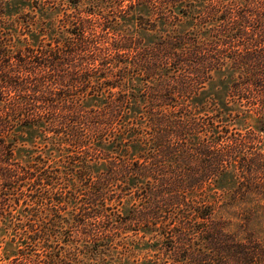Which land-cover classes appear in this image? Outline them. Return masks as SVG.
<instances>
[{
  "label": "trees",
  "instance_id": "trees-1",
  "mask_svg": "<svg viewBox=\"0 0 264 264\" xmlns=\"http://www.w3.org/2000/svg\"><path fill=\"white\" fill-rule=\"evenodd\" d=\"M68 2L79 12L74 15L63 10L51 41L15 49L11 46L14 34L5 20L6 1L0 0V228L14 233L13 242L19 239L24 243L7 264H70L66 259L80 262V252L68 256L63 251H50L51 231L64 240L70 238L66 230L60 231L61 224L67 222L65 209L47 206L60 205L65 199L64 194L51 197L47 187L60 189L61 166L66 163L54 169L42 156L30 164L17 161V137L25 129L51 135L47 140L61 154L74 153L69 164L80 163L79 158L86 155L90 158L82 159L84 167L91 168L90 162L106 164L102 176L113 181L106 187L96 186L89 171L67 167L79 180L91 183L92 192L75 216V225L91 242H99L101 232L87 230L92 221L107 219L104 225L111 232L115 227L109 221L122 216L117 208L106 204L103 194L120 184L124 192L136 188L137 201L143 204L132 218L131 211L125 216L130 221L148 220L149 208L144 202L152 206L150 214L155 222L172 213L170 209L177 211L178 247L169 251L177 262L264 264L263 138L231 136L223 123L231 121L228 118L233 114H210L192 106V99L211 80L209 73L173 71L204 62L212 65L210 61L217 60L256 68L255 73L238 76L232 92L238 94L241 104L257 106V112L247 118L253 119L257 131L264 135V0L210 3L204 17H192L197 26H203L198 33H168L151 45L119 32L120 21L144 7L157 20L175 26L181 21L179 14L188 16L193 4L183 6V0ZM86 4L90 11H80ZM113 89H119L121 95L114 97ZM104 91H109V98L101 100L102 107H83L89 96L99 97ZM125 108L140 120L146 118V128L137 121L115 126ZM202 133L204 140L198 137ZM224 137L230 142L221 148ZM179 143L185 144L182 152L178 151ZM112 144L113 153L104 154L101 148ZM130 149L137 150L139 156L119 153H130ZM207 184L215 190L221 184L233 189L217 200L203 192L206 202L188 196ZM31 200L37 208L33 209ZM34 218L38 226L33 224ZM198 220L203 223L193 225ZM223 221H239L240 225L232 227L251 234V247L224 244L221 238L227 225ZM186 233L200 239L202 245L189 247L183 256L180 247L191 243ZM100 253L95 250L94 257Z\"/></svg>",
  "mask_w": 264,
  "mask_h": 264
},
{
  "label": "rangeland",
  "instance_id": "rangeland-1",
  "mask_svg": "<svg viewBox=\"0 0 264 264\" xmlns=\"http://www.w3.org/2000/svg\"><path fill=\"white\" fill-rule=\"evenodd\" d=\"M5 20L8 24L9 31H12L14 34V42L11 46L15 49H24L27 46H34L40 43L43 40L51 41L54 37V31L58 29L59 21L64 16V9L74 15L78 12H75L68 0H5ZM72 3L75 0H70ZM183 4L188 3L193 4V8L189 9L188 16H183L179 14L181 21L177 22L175 26L170 25L164 22V19H156V16L152 15L147 8H138L136 12H129V15L122 19L119 23L118 30L122 34L126 35H135L143 40L145 45H151V43L159 40L161 37L168 33H174L183 35L185 33H193L203 29V26H197L196 20H192V17L198 18L204 17L205 7L214 2H237L243 3V0H183ZM128 2L125 3L127 5ZM90 11L89 5L83 6L82 10ZM178 13V12H177ZM168 16V15H167ZM194 18V19H195ZM168 20H171L167 18ZM143 26V28L140 27ZM45 31V32H44ZM205 32V31H204ZM212 65L200 64L198 66L197 62L192 65L191 69H175L173 71L177 73L191 72V73H209L212 76L211 80L208 81L205 86L197 93V95L192 99V106L195 108H200V110L206 109L210 114L215 113L216 111H221L225 114H233L232 118H228L231 121L228 123H223L226 125L231 136L238 138V135L246 137L263 138L264 144V135L257 131L256 123L253 119L247 118L248 115L257 112L255 107L247 106L240 103V98L237 93L232 92V86L235 81H237L238 76L246 73H255L257 72L256 68L241 67L237 63L230 60H217L210 61ZM209 66V67H208ZM142 86V84H136ZM114 97H117L121 94L119 89L111 90ZM139 95V93H137ZM109 98V91H104L99 97L94 95V97L89 96L84 102L83 107L86 109H99L104 104L101 100ZM105 102V101H103ZM99 104V106H95ZM128 110L125 108L123 110V118L118 119V124L115 123V126H120L124 124H134L135 121L140 124H144L146 128L147 119L145 118L146 114L144 113V121L140 120L137 116L134 117L131 115V112L127 113ZM236 116V117H234ZM224 117H227L224 115ZM227 127L224 131H226ZM51 136L45 133H41L39 129H25L22 130L17 137V147L15 149V159L22 164L33 163L39 156H42L45 159H49L48 166H52L54 169H57L60 163H66L64 166H61L63 171L60 173H55V175L60 174L63 177L59 182L60 189H52L53 187H47L50 196L56 194H64V201L62 204H55L49 208L60 207L65 209L63 212V217L66 218L67 222L61 224L60 231L66 230L68 233L69 240H64L60 236H56L54 231L50 232L52 235L49 236L50 244L53 246L50 251L53 253L58 251H63L66 255L69 256V253L74 254L80 252L79 263L77 260H74V263H71V260L66 259L70 264H181L173 259V253L169 252L173 247H178L176 235L180 231L178 225L180 223L176 215L177 211L172 213L171 211L168 214L163 216V218L155 220L151 217V205L145 203L146 213H148V220L138 223L137 221H130L128 217L129 212H132L134 215L135 209L143 208L140 206L137 201L136 195L139 193L136 188H132L128 192L122 191L120 184L113 186L111 189H106L104 195L107 197L106 204L114 208H117L120 215L115 216L109 223L115 227L111 232L106 227L108 223L107 219L92 221V226L87 230L89 232L101 231L99 234L100 241L95 243L88 240L89 238L86 235H82L81 228L75 225V216L81 212L83 203L86 202L87 196L92 192L91 183H88L84 180H79L76 172L71 174V171L67 168L74 169V171H79L81 168L83 172L89 171V174L93 177V182L97 183L96 186L106 187L107 184L113 183L108 177L102 176L106 171V164L101 162L100 165L90 162L89 167H84L82 165V159L90 158V156H85L79 158V162H76V165H72L69 160L74 157V153L69 151V153L61 154L56 151L53 144L50 140H47V137ZM241 136V137H242ZM198 137L205 139V134L202 133ZM202 142V141H201ZM230 140L227 137H224L222 143L219 147L226 148ZM112 143V142H111ZM97 147V143H94ZM220 144V143H219ZM107 145V144H106ZM182 143H179L177 146L178 151L182 152L183 149ZM110 147L101 148L104 151V154L112 152V145ZM198 148V147H197ZM71 149V148H70ZM149 150V149H148ZM147 150V151H148ZM146 149L144 148V154ZM113 153V152H112ZM122 156L128 154L130 158L138 157L139 154L137 150L130 149L123 150L119 152ZM92 155V153L90 154ZM93 155H95L93 153ZM137 159V158H136ZM200 164V163H199ZM198 164V165H199ZM68 165V166H67ZM81 165V166H80ZM70 178L69 180H65ZM101 178V179H100ZM102 183H99L100 181ZM204 186V189L194 192L188 196H194V200L198 202H206L207 197L214 195V199L217 200V197L223 195V192H230L233 189L232 186L223 185L216 186L217 190L214 187ZM75 188V189H74ZM186 191V190H185ZM184 191V192H185ZM207 193V197L204 196ZM217 192V193H214ZM145 194V192H142ZM178 194L181 196L183 193ZM120 197H123L121 200ZM257 202V198H255ZM30 205L34 208H37V205L34 204V201L31 200ZM90 206V205H89ZM264 206V204H263ZM88 207V206H86ZM85 208V207H84ZM150 210V211H149ZM217 221H220V218L216 217ZM33 224L39 225L36 218L33 219ZM226 223V231L223 234L222 242L226 245H236V243L242 244L251 247L250 241L252 237L250 233L235 229L234 225H240L239 221H223ZM203 221L198 220L193 222V225H199ZM233 226V227H232ZM186 235H188L186 233ZM14 233L7 232L5 228H0V264H7L9 259H11L18 251L19 246L23 245L19 239L13 242ZM191 243H187L186 246H181V253L183 256H186L188 253L189 247H198L202 245L200 239H196L193 236H187ZM196 239V242L194 239ZM70 241V242H68ZM253 243V242H252ZM76 249H79L76 251ZM99 250V256L94 257L95 250ZM44 250L43 248L41 249ZM173 251V250H172ZM232 257H235V254H232ZM187 262V261H186ZM184 264V263H183ZM189 264V263H187ZM235 264V263H232ZM246 264V263H243Z\"/></svg>",
  "mask_w": 264,
  "mask_h": 264
}]
</instances>
